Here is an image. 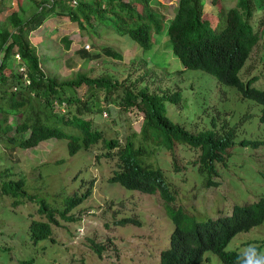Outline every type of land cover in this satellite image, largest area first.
<instances>
[{
  "label": "trees",
  "instance_id": "1",
  "mask_svg": "<svg viewBox=\"0 0 264 264\" xmlns=\"http://www.w3.org/2000/svg\"><path fill=\"white\" fill-rule=\"evenodd\" d=\"M152 1L139 0V8L133 0H45L26 18L18 11L7 16L0 24V139L12 154L17 149L35 148L51 139H66L70 155L86 149L96 153L101 166L111 167L116 161L114 168L110 169L109 180L130 190L152 195L159 193L166 204L167 215L175 224L170 244L161 252L159 264H202L203 256L197 255L193 246L201 236L200 223L209 214L199 215L197 205L182 204L184 197L181 192L184 191L172 178V172L178 171L174 168L180 167L171 154L178 145L202 150L199 160H192L190 156H187V161L183 159L186 168H182L179 174L186 182L194 181L199 193L200 187L210 184L213 177L226 168V164L221 162L236 146L235 130L192 133L174 122L167 114V102L179 104V91L151 93L147 86L137 90L139 82L125 85L108 74L91 77L78 71L65 78L47 75L38 49L30 40V32L57 10L76 23L83 34L90 33L88 24L94 27V21L102 22L120 35L131 36L144 49L155 45L154 35L166 33L174 56L185 68L203 70L219 82L239 89L244 98L262 106L260 119L264 122V88L256 85L260 76L251 74L246 82L241 77L255 48L261 42L264 47V41H261L264 16L258 25L255 23L256 13L264 0H237L235 6L219 13L216 22L206 16L204 0H179L171 20L160 12L162 1L157 5ZM106 49L109 54L120 56L115 50ZM82 52L87 55L88 51L83 49ZM16 55L20 57L19 67L15 63ZM84 86L90 95L82 98L77 90ZM134 108L143 117V125L139 129L134 127L129 117ZM104 113L109 118L105 119ZM111 122L123 130L102 124L111 125ZM12 175L11 169L0 173V199L5 197L16 207L27 200L37 204L26 242L35 249L21 256L29 263L44 256L38 248L39 243H46L45 250L50 241H57L53 235L54 225L59 224V219L70 222L76 218L71 213L92 195L94 180L89 182L90 188L86 192L76 191L64 197L65 207L61 211L47 204L44 186L31 185L27 176L15 180ZM37 179L48 181L43 168L38 171L35 181ZM1 206L2 203L0 209ZM234 207L235 233L264 223V194L257 201L252 198L237 201ZM130 221L123 218L120 223ZM106 227L108 224L104 230ZM87 239L95 245V239L89 236ZM227 242L225 240L219 250L221 260L223 264H237L238 250H229ZM263 246L264 239L260 252ZM94 248L95 253L102 257L103 247ZM61 251L70 255L68 264H87L85 258H78L72 249ZM248 257L254 261L255 252H250ZM207 260L209 264L216 263L210 258Z\"/></svg>",
  "mask_w": 264,
  "mask_h": 264
},
{
  "label": "rangeland",
  "instance_id": "2",
  "mask_svg": "<svg viewBox=\"0 0 264 264\" xmlns=\"http://www.w3.org/2000/svg\"><path fill=\"white\" fill-rule=\"evenodd\" d=\"M43 1L45 0H0V24L13 11H18L26 18L38 10ZM138 1L133 0L141 8ZM161 1V14L171 20L179 0ZM152 2L157 5L160 0ZM204 3L206 16L216 22L219 13L235 6L237 0H204ZM69 6L66 8L69 9ZM262 16L264 4L256 13V25ZM87 27L90 33L83 34L76 23L57 10L41 26L30 32V40L38 49L47 75L65 78L78 71L88 73L91 77L108 74L125 85L139 82L137 90L147 86L151 93L171 94L179 91V104L167 102V114L174 122L192 133L206 130L223 133L234 129L237 141L226 160L221 162L226 164V168L220 172L221 189H204L199 193L196 191L189 194V203L197 205L200 211L212 212L219 205L224 208L218 212H230L234 201L240 198H257L264 194V122L260 119V104L244 98L239 89L219 82L208 72L185 68L174 56L166 33L154 35L155 45L144 49L131 36L120 35L102 22L94 21V27L89 24ZM261 41H264V35ZM107 47L120 56L109 54ZM83 49L88 51L87 55H84ZM15 63L18 67L21 66L18 55ZM255 73L260 76L257 87L264 88L262 42L253 51L241 77L246 82ZM142 77L144 80L140 81ZM77 93L82 98L90 95L87 86L79 88ZM106 115L104 113V118H109ZM129 117L134 127H142V113L137 108L130 112ZM102 124L115 127L112 122L111 125ZM115 128L123 130L119 125ZM120 136L122 138V134ZM3 141L0 139V173L11 169L13 179L27 176L31 179V185L44 186L42 188L47 192L48 205L62 211L65 207L62 202L64 197L76 191L86 192L92 180L94 188L92 195L72 211L71 215L76 217L74 220L66 222L61 218L59 224L54 225L53 237L57 241H50L45 250L43 248L46 243H39L38 248L44 256L29 263L21 256L28 255L35 249L26 242L37 204L27 200L25 204L16 207L5 197L1 198L0 264H68L70 255L61 249H72L73 252L75 249V255L84 257L87 264H159L161 252L168 247L170 230L174 227L171 219L166 216V204L159 193L151 195L130 190L110 181V169L114 168L116 161H113L111 167L101 166L96 160V153L86 149L70 155L66 139H51L35 148L17 149L13 154L6 150ZM245 141L249 143L245 144ZM257 141L262 143L258 144ZM174 150L171 155L180 167L174 170L186 168L183 159L187 161V156L192 160H199L202 153L200 148L187 149L179 145ZM42 168L48 181H35ZM179 174L172 172V178L178 186L186 182ZM194 185V181H188L184 187L188 189ZM123 218L131 221L121 224L120 220ZM107 224L108 227L104 230ZM253 232L254 235L236 237L235 242L240 244L246 240L264 238V225ZM85 236L93 237L97 243L106 244L107 249L102 257L92 251V243Z\"/></svg>",
  "mask_w": 264,
  "mask_h": 264
},
{
  "label": "clouds",
  "instance_id": "3",
  "mask_svg": "<svg viewBox=\"0 0 264 264\" xmlns=\"http://www.w3.org/2000/svg\"><path fill=\"white\" fill-rule=\"evenodd\" d=\"M88 48H90V45ZM173 173L179 174V173H181V169H179L178 171H174ZM200 182L201 181H199V186H200ZM185 183L183 185H179V187L181 188V191H184V193L181 192V195L184 197L183 200H181V201H183L182 204L190 205V207H193L189 203V194H192V193L198 191L199 187L194 185L195 190H193V187L186 189L184 187ZM221 185H222L221 174L218 173V175H215L213 177L210 184H205L200 188H201V190H204V189L212 190L215 188H218L217 190H219V189H221L220 188ZM224 198H225V196H224ZM252 199L254 201H257L260 199V196L257 198H252ZM244 200H246V199L240 198V199L234 201L233 202L234 203L233 204V210H231L230 212H218L219 209L223 210V208H224V207H220L219 205L216 206L212 212L206 211V213H208L209 215H208V217L202 219L204 222H201L200 224H202V226L199 227V231H200L201 236L198 238V241L195 243V246H193V247H195V253L197 255L203 256L202 264H209V262L207 260L208 258H210L212 261H216L215 264H223V262L221 260V253L219 252V250L224 245V244L222 245V243L225 240H226V242L228 241L226 245H228L227 247H229V250H233V249L238 250L239 258H238L237 264H264V246H263V250L260 252L262 240L264 238L259 237L256 240L250 239V240L243 241L240 244H237L235 242L236 237H238V236L245 237L247 234H253L254 235L253 231L256 228H259V227L264 225V223H263L260 226H256V227L253 226L248 231H240L238 233H235V230H233V228L236 224V219L234 216V214H235V210H234L235 207L234 206H235V203L237 201L242 202ZM165 209H166V206H165ZM166 211H167V209H166ZM204 212L205 211H200V209H199L198 214L201 215ZM214 213H216V214H214ZM166 216L168 218H170L172 221V218L169 215L166 214ZM172 223H173V221H172ZM173 225H174V227L170 230V236L173 232V229L175 228L174 223H173ZM170 236H169V241H170ZM85 237L87 239V236H85ZM92 239H94V238L92 237ZM73 240L74 239L71 240V243L73 242ZM94 241H95V245H93V243L90 241L92 243V251L95 252L94 246H96V247L101 246V247H103V251L101 253V256H102L103 252L107 249L106 244L103 245L101 243H97L96 240H94ZM74 252H76L75 249H74ZM250 252H255L254 261L250 260L248 257V254ZM78 258L81 259V257H79V256H78ZM159 260H161V256H160Z\"/></svg>",
  "mask_w": 264,
  "mask_h": 264
},
{
  "label": "built area",
  "instance_id": "4",
  "mask_svg": "<svg viewBox=\"0 0 264 264\" xmlns=\"http://www.w3.org/2000/svg\"><path fill=\"white\" fill-rule=\"evenodd\" d=\"M74 3H77V1H74ZM87 47H89V45H87Z\"/></svg>",
  "mask_w": 264,
  "mask_h": 264
}]
</instances>
